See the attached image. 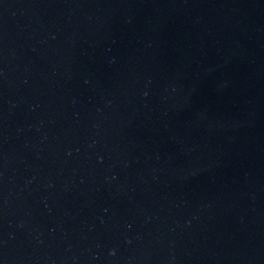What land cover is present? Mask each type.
<instances>
[{"label": "water", "instance_id": "95a60500", "mask_svg": "<svg viewBox=\"0 0 264 264\" xmlns=\"http://www.w3.org/2000/svg\"><path fill=\"white\" fill-rule=\"evenodd\" d=\"M0 264H264V0H0Z\"/></svg>", "mask_w": 264, "mask_h": 264}]
</instances>
